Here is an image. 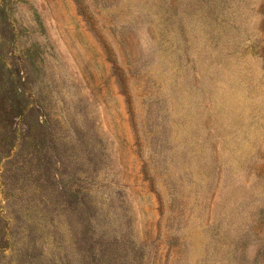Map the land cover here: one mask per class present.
Listing matches in <instances>:
<instances>
[{
  "label": "rangeland",
  "instance_id": "1",
  "mask_svg": "<svg viewBox=\"0 0 264 264\" xmlns=\"http://www.w3.org/2000/svg\"><path fill=\"white\" fill-rule=\"evenodd\" d=\"M0 264H264V0H0Z\"/></svg>",
  "mask_w": 264,
  "mask_h": 264
}]
</instances>
